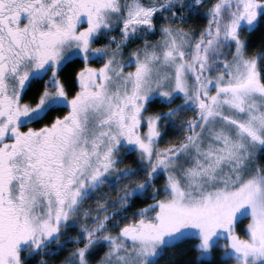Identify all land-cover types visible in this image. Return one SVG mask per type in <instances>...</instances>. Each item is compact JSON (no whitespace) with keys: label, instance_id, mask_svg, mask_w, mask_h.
I'll use <instances>...</instances> for the list:
<instances>
[{"label":"snow or ice","instance_id":"6c2138e0","mask_svg":"<svg viewBox=\"0 0 264 264\" xmlns=\"http://www.w3.org/2000/svg\"><path fill=\"white\" fill-rule=\"evenodd\" d=\"M0 264H264V0H0Z\"/></svg>","mask_w":264,"mask_h":264}]
</instances>
